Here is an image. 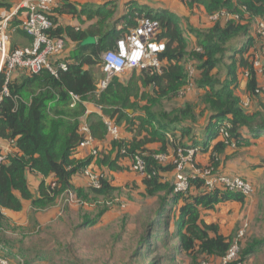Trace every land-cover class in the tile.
Masks as SVG:
<instances>
[{"label": "trees", "instance_id": "obj_1", "mask_svg": "<svg viewBox=\"0 0 264 264\" xmlns=\"http://www.w3.org/2000/svg\"><path fill=\"white\" fill-rule=\"evenodd\" d=\"M182 1L191 7L203 6L207 14L220 10L238 13L241 21L219 20L209 28H191V33L197 36L198 45L203 50L198 52L195 49L190 51L191 43L181 17L166 9L133 5L118 17L114 1L100 6L85 4L78 8L69 0H60L52 15L54 26L51 34L63 37L66 43L67 40L76 43L69 58L63 55L64 50L58 59L60 62L67 61L68 69H59L58 76L48 69L37 74L18 70L21 77L10 79L8 83L5 70L0 72V136L14 140L19 148L18 152L9 156L7 162L0 163V226L7 220L2 208L21 211L23 199L31 200L37 210L55 205L68 189L88 201L113 199L118 188L104 173L100 188H77L72 183L73 176L90 166L94 158H97L99 166L121 171L130 168L128 163L136 154H140L146 162L144 195L150 202L145 208L146 226L143 225L142 234L136 238L137 248L131 261L136 260L137 264H174L182 260L199 264L202 259L213 258L218 261L228 253L236 234L224 235L220 225L215 222L207 223L201 212L214 210L218 204L229 200L243 201L244 197L219 189L208 191L200 177L190 178L188 190L177 193L175 183L165 179L164 175L173 172L176 164L172 161H159L154 154L167 151L171 145L173 149L181 146L184 150L196 147L176 142L178 138L190 136L194 130L193 105L177 106L174 103L179 90L188 82L187 62L190 60L195 61L197 68L196 85L204 91L202 102L206 103L211 112L210 132L203 145L207 146L218 138L224 125H229L230 140L236 147L250 144L249 135L264 137V110L248 111L235 93L239 84V67L251 73L248 93H254L257 86L256 71L249 53L256 45L251 31L252 24L255 18L264 17V0ZM8 6L9 3L0 0V8ZM56 12L80 16L81 19L84 16L81 23L88 21L89 25L86 28L59 25L53 18ZM141 17H148L159 23L158 39H163L166 43V49L159 54L163 62L162 71L148 68L141 70L139 75L135 71L127 83L114 76L105 90L95 93L97 82L94 69L101 62L102 52L116 48L117 40L137 26ZM89 35L95 36L97 43L82 46L81 41ZM241 38H244L241 46L232 47L230 42ZM230 51L232 54L228 55ZM226 58L230 59V65L227 66L226 76L220 77L216 70ZM5 87L8 88V93H4ZM142 87H151L152 90L141 91ZM29 90L33 95L30 101L24 97V93ZM72 94L79 95L82 100L88 99L90 95H97V103L101 106L103 115L91 113L88 116L91 133L97 140L106 141L110 135L104 115L119 128L123 126L132 133V138H112L110 145L97 157H74L83 138L80 132L82 124L76 121L64 131L63 117L48 120L46 115V108L53 99L65 103L67 107L71 106ZM257 97L261 96L253 97V101ZM80 104L79 102L74 107L82 106ZM128 109H132L133 114H129ZM189 119L191 125L180 126ZM156 143L161 145L160 149L152 148ZM227 146L229 145L223 140L215 145L209 165L216 167L217 156ZM28 171L45 177L53 176L55 186L43 180L39 187L40 194L34 196L27 178ZM98 206L95 218L109 208L105 203ZM96 220L85 218L78 227L87 226ZM170 220H173V228ZM253 233L250 229L242 241L240 258L246 264L248 257L258 252V248L264 247V237L252 238ZM173 240L177 243L171 245ZM47 242L58 243L53 250L47 252L37 248L41 245L29 244L24 238L13 240L2 235L0 243L9 244L7 251L10 252L0 255L7 257L9 261L19 255L15 258L17 264H39L41 259L50 257L49 260H52L56 253L61 254L60 250L71 251V242L65 244L68 247H64L60 245L62 242L58 237H52ZM161 248H165L168 253L157 255ZM149 259L150 262L147 263Z\"/></svg>", "mask_w": 264, "mask_h": 264}, {"label": "crops", "instance_id": "obj_2", "mask_svg": "<svg viewBox=\"0 0 264 264\" xmlns=\"http://www.w3.org/2000/svg\"><path fill=\"white\" fill-rule=\"evenodd\" d=\"M4 1L9 3V6L0 8V18L5 16L9 17V31L11 32L10 46L13 48L29 46L31 44V38L27 36V34L22 29H20V24L26 16L25 10L20 6L27 0ZM59 1L60 0H58V6ZM110 1H114L117 5L118 17L124 15L133 5L146 6L147 8L151 9H166L177 14L181 17L183 28L187 31V36L189 37V41L191 43V49H194L198 44V38L194 33H191V28L201 29L212 26L206 8L197 5L191 7L182 0H69V2L77 5L78 8L85 4L100 6ZM53 18L57 24L64 26L73 25L86 28L89 25L88 21L84 24L81 23V20L85 18L84 16H82L81 19L80 16L56 12ZM187 23L190 25H187ZM203 23H207V25H202ZM253 26L254 25H252V28ZM75 47L76 43L67 40L63 55L66 56V58L70 57L71 52ZM2 63L3 55L0 53V71L2 68ZM98 66L101 68L100 65H97L96 67ZM135 71L138 75L140 74V70ZM122 74H119L118 76H120V79L124 83H127L129 81V77H125V74ZM238 74L239 85L241 84L247 88L248 78L244 76V69L242 67L238 68ZM104 76L105 74L101 75L99 78H97L98 80L96 82H99V80H101ZM197 76L198 73H196L195 78H197ZM19 77H21V74L16 72L12 79ZM257 78L259 82L263 80L262 76L257 75ZM151 90V87L141 88V91L150 92ZM203 93L204 91L195 85L193 88L188 90V92L183 97L177 96L174 101L177 106H183L185 104L193 105V112L195 116L194 124H192L194 128L193 133L183 139L178 138V141H176L178 143L181 141L188 144L189 146L195 145L201 148V150H199L195 156L194 165H187L185 167V172L189 175L195 174L198 169L206 167L211 163L213 149L215 145L221 141V136L219 135V137L212 140L209 145H203L210 132L209 116L211 113L208 108L206 109V104L203 103L202 105ZM260 98L262 99L263 96ZM81 103H83L85 107L84 115L87 114L89 116L91 113L103 115L101 106H97L96 104L88 102L87 100H82ZM197 110H200L199 114H197ZM127 111L129 114H133L134 112L132 109H128ZM186 124L191 125V119L185 120V122H183L180 126ZM120 136L121 138H132L133 135L132 133L126 131L123 126H121ZM169 136L171 137L170 133ZM248 139L250 141V144L248 145L239 147H225L219 153L215 162H217L216 168L219 171L233 176L240 175L250 181L255 187V193L253 196L244 198L243 201L229 200L227 202L218 204L214 209L216 213L212 210H209L213 212V216L207 215L209 212L208 210H202L201 212L202 218L207 223H218L222 232L226 236L236 233L234 232V223L230 224L231 220L237 221L239 218L243 219L244 217H248L251 221V231H254V227H256L258 223L255 222V225L253 226V220L258 214H261L264 217V137H254L249 135ZM111 140L112 137L110 135L107 137L106 141L97 140L96 147L100 152H102L110 145ZM152 146V148L155 149H160L161 147L159 143H156ZM172 149L173 146L171 145L168 147L167 151H172ZM0 150L4 154L11 155L14 152H18L19 148L16 146L15 141L5 139L0 136ZM90 152L91 149L89 147H78L74 157L79 159L85 158L88 155H91ZM128 165L130 166L128 169L112 171L107 166H99L95 162L90 164L92 169L97 170L98 172L100 170L106 176H108L111 179L113 185L118 188V191L116 192V196H118V201L115 203L116 205L109 207L98 218H95L99 210L98 205H65L63 201H59L60 204H55L47 209L37 210L35 207H33L31 200L23 199V209L21 211L2 208V212L7 217V219L11 220V222L17 224L20 227L34 229V227L40 225L42 230L47 231V233L49 230H54L53 233H50L52 234V237H59L55 234L57 233L55 231H58L59 228L65 227L67 235H75L77 232H88L90 234L94 233V236L89 240L93 241L96 239L97 241L95 242V245H102L105 242H108L107 252H113V250L120 248H127V244L129 242L134 246L133 248L136 249L138 241L136 238H139L142 234L144 230L143 225L146 226L147 217L145 208L147 207V204L150 202V200L144 195L146 193V186L143 182L144 177L131 169V161L128 163ZM176 174L177 170L175 168L173 172L164 174L166 176L165 179L171 180L173 183H175ZM27 178L30 189L34 196H38L40 194L39 187L43 180H45L47 183L54 181L53 176L45 177L33 171H28ZM87 182L88 179L81 173L75 174L72 178V183L77 188L87 186ZM18 195L20 194L18 193ZM180 205H182V202ZM220 210L222 211L220 212ZM85 218H88L89 220H97L89 223L87 226L81 228L78 227ZM170 221L173 227V220ZM227 222H229V225ZM70 237L72 238L73 236ZM8 238H10V236ZM24 238L28 239L27 237ZM8 246L9 244L7 243H0V254L3 252H10L7 251L9 248ZM54 247L55 246H52L46 249V247L37 246L39 250L42 249L45 251L53 250ZM64 247L68 246L64 244ZM17 252H19V250H17ZM18 256L19 255H15V258L17 259ZM15 258L13 257L10 259V264H17ZM49 258L41 259L39 264H48L49 262L53 261V259L49 260Z\"/></svg>", "mask_w": 264, "mask_h": 264}, {"label": "built area", "instance_id": "obj_3", "mask_svg": "<svg viewBox=\"0 0 264 264\" xmlns=\"http://www.w3.org/2000/svg\"><path fill=\"white\" fill-rule=\"evenodd\" d=\"M58 6V0H27L21 4V8L25 10L26 16L21 22L22 29L27 36L31 38V44L25 47L12 48L11 35L9 31V17L0 18V53L3 55V63L1 71L4 69L6 73V83L12 79L14 73L22 70L28 73H40L44 69H48L52 74L58 76L59 69L67 70V61H58L62 52L65 50L66 41L63 37L54 36L51 34V29L54 26L52 15L54 9ZM209 20L217 22L224 21H241L238 13H232L227 10H220L208 15ZM254 34L256 45L249 54L251 62L256 71V77L262 76L263 80L258 81L254 93H248L247 97L242 100V105L248 109L253 104V97H264V17L254 19ZM159 23L148 17L138 19L137 26L131 28L126 35L117 40V47L108 49L101 54L100 66L105 76L97 82L96 92L101 93L105 90L114 76H118L128 70H143L151 68L161 72L163 62L159 54L166 49V43L163 39H158ZM198 52H202V47L194 48ZM0 71V72H1ZM188 82L178 93V96L183 97L188 90L196 85L195 76L197 68L195 61H188L187 64ZM244 76L251 77V73L244 70ZM4 93H8V88L5 87ZM71 107L76 106L82 99L77 94H72ZM1 99V98H0ZM105 122L108 126V131L113 139H121L120 128L115 125L110 119ZM229 125H224L220 129L221 141H225L229 146H235L230 140ZM80 132L83 138L78 147L91 149L90 154L97 157L99 150L96 147L97 139L93 137L89 124H82ZM14 141V140H13ZM199 151V147H190L186 150L179 146L172 151H161L154 154V157L163 162L172 161L176 164V180L175 192H186L190 185V178L200 177L204 180L208 191L222 190L235 192L244 198L253 196L255 193L254 185L246 178L240 175H229L219 171L212 165L200 168L195 174L189 175L185 172L187 165H194L195 156ZM122 152H125L124 150ZM8 154H4L0 150V163H5L9 160ZM131 169L138 174L146 175V162L140 154H136L131 161ZM88 179L87 186L100 188L102 186L101 178L103 173L94 171L90 166H87L79 171ZM55 186V182H51ZM65 205L76 204L86 205V201L80 199L77 194L71 190H66L61 197ZM118 198L102 200L100 203H105L108 206L117 203ZM97 204V203H95ZM251 229V221L248 217L241 220L240 228L238 229L235 238L228 253L218 261L213 258L202 259L199 264H246V261L240 258L242 249V241L248 235ZM0 264H10L7 257L0 255Z\"/></svg>", "mask_w": 264, "mask_h": 264}, {"label": "rangeland", "instance_id": "obj_4", "mask_svg": "<svg viewBox=\"0 0 264 264\" xmlns=\"http://www.w3.org/2000/svg\"><path fill=\"white\" fill-rule=\"evenodd\" d=\"M210 22L212 23L211 24L212 26L215 24V22H212V21H210ZM253 24H254V22H253ZM187 25H190V24L187 23ZM202 25H207V23H203ZM205 28L206 27L201 28V29H205ZM251 31H252V36H253L254 26H253ZM10 35H11V32H10ZM243 41H244V38L235 39L232 42H230V44H232V47H240ZM197 46H199V45L197 44ZM190 51H191V47H190ZM231 54H232L231 51L228 52V55H231ZM67 58H69V57H67ZM228 65H230V59L226 58L224 60V62L220 65V67L216 70L220 77L226 76ZM94 71L96 72L95 73L96 74L95 75L96 81L98 80L97 78H99L101 75H104L99 66L95 67ZM134 72H135V70L127 71L126 73H124L125 77H129V79H130V77L133 75ZM124 74H122V75H124ZM118 77H120V76H118ZM238 82H239V77H238ZM246 89H247L246 86H242L241 84L240 85L238 84V87L236 88L235 93L238 97H240L243 100L246 98V95L248 92V91H246ZM30 91L31 90L26 91L24 93L25 99H28L29 101L31 100V98L33 96L30 93ZM96 96L94 97V96L90 95L89 98L86 100L88 102L96 104L97 106H100L97 103V99H96L97 97ZM263 98L261 99V98L257 97L255 99V101H253L254 103L252 104L251 108H248V111H262V110H264V108H262V105H264V99ZM204 104H206V103H204ZM80 105H82V106L78 105L79 107L78 106L77 107H71V106L67 107L65 105V103H62V102L56 101V99H53L48 104V107L46 108L47 119L50 120L52 118L58 119V118L63 117L62 119H64L65 121H64V125H63L62 129H64V131H66V129L68 128V126L70 124H74L76 121H78L80 124H85V123L89 124L88 115L87 114L84 115L85 107H84L83 103H81ZM202 105H203V102H202ZM207 108L208 107H206V109ZM202 109H203V106H202ZM196 112H197V114H199L200 110H197ZM104 118L106 120H109V117L107 115H104ZM96 161H97V158H94L93 162L96 163ZM94 171L98 172L97 170H94ZM99 172L103 173L100 170H99ZM114 198H118V196H115ZM82 200L86 201L88 204H93V205H99L100 202L102 201V199H99L96 201H88V199H82ZM59 201H60V199H58L56 204H58ZM95 203H97V204H95ZM115 205L116 204L114 203V206ZM109 207H111V206H109ZM212 211L215 212V210H212ZM212 211H209L207 215L213 216ZM221 211L222 210H220V212ZM239 211H243V210H239ZM241 220L242 219H240V218L237 219V221L231 220L230 224L234 223V225H235V228H234L235 231L234 232H236V233H237L238 229L240 228ZM234 221H236V222H234ZM255 222L258 224L256 227H254V233L252 235V238L255 237V239H261L264 237V217L261 214H258L256 216V218L253 220V226L255 225L254 224ZM228 223L229 222H227V224ZM53 231L54 230H49L47 233V231L42 230V227L40 225H37L36 227H34V229L23 228V227H20L13 222H11V220L7 219L5 221V223L0 226V237L2 235L6 236V237L10 236V239H13V240L27 237L28 239H26V241L29 244L34 243L36 245H41V246L44 245L46 247H52V246H56L57 245L56 243H58V242H47V240L48 241L52 240V234H50V233H53ZM55 232H57L55 234L57 236H59L58 238L62 242V243H60V245H62V246L64 244L67 245L68 242H71V251L70 252H68V251L63 252V250L62 251L60 250L61 254L56 253L54 258H53L54 262H49L48 264H137L136 260L131 261V256L133 255V253L135 252L136 249L133 248L134 246L130 242L127 244V248H123V249L120 248L117 250H113V252H107L108 242L107 243L105 242L102 245H95V242L97 241L96 239L93 241L89 240L94 236V233L90 234L88 232H77V234H75V235H71V234L67 235V231H66L65 227L59 228L58 231H55ZM70 236H73V237L71 238ZM175 243H177L176 240L171 241V245H174ZM136 248H137V246H136ZM163 253H168L165 250V248H161L158 251L157 255H160ZM149 262H150V259L147 260V263H149ZM181 262H177L174 264H198V263L191 262V261L184 262L181 260ZM213 264H217V263H213ZM247 264H264V247L258 248V252H254V254H252L250 257H248V263Z\"/></svg>", "mask_w": 264, "mask_h": 264}, {"label": "water", "instance_id": "obj_5", "mask_svg": "<svg viewBox=\"0 0 264 264\" xmlns=\"http://www.w3.org/2000/svg\"><path fill=\"white\" fill-rule=\"evenodd\" d=\"M97 43V38L95 36L89 35L83 41H81V45H92Z\"/></svg>", "mask_w": 264, "mask_h": 264}]
</instances>
